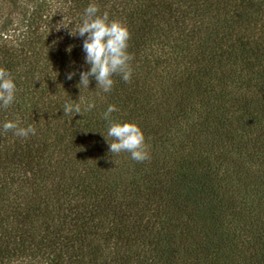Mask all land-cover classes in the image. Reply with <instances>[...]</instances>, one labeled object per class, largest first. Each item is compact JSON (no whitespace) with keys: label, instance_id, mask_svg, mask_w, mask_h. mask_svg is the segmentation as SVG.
<instances>
[{"label":"trees","instance_id":"trees-1","mask_svg":"<svg viewBox=\"0 0 264 264\" xmlns=\"http://www.w3.org/2000/svg\"><path fill=\"white\" fill-rule=\"evenodd\" d=\"M91 3L130 33L108 93L78 84ZM0 67V264H264V0H0ZM109 105L149 160L109 152Z\"/></svg>","mask_w":264,"mask_h":264},{"label":"clouds","instance_id":"clouds-1","mask_svg":"<svg viewBox=\"0 0 264 264\" xmlns=\"http://www.w3.org/2000/svg\"><path fill=\"white\" fill-rule=\"evenodd\" d=\"M99 6L95 3L89 4L82 17V23L70 35L84 37L83 52L84 61L90 67L87 71L79 73V85L89 89L90 80L94 79L96 87L108 93L114 85L113 76H120L128 83L131 81L132 68L130 62L134 57L127 51L130 33L125 25L118 20H109L107 12L98 14ZM67 27V26H64ZM60 28V27H59ZM57 28V30L59 29ZM75 72L66 74V79H72ZM17 88L11 73L0 67V107L7 109L15 102ZM73 101V100H72ZM95 103L89 101L83 111H91ZM114 105H109L103 113V119L109 122L107 136L113 142L108 143L109 152L119 154L126 152L130 154L133 161L145 162L150 159L149 147L140 127L132 122H112L111 114L116 111ZM65 115L82 114V102L65 103L63 108ZM5 132L12 131L15 136L27 139L36 134V128L32 125L19 126V119L6 121L3 124Z\"/></svg>","mask_w":264,"mask_h":264}]
</instances>
